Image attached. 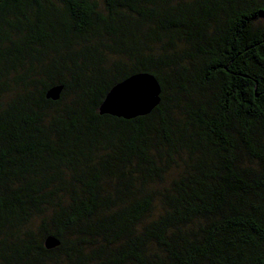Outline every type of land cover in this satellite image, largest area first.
I'll return each instance as SVG.
<instances>
[{
  "label": "trees",
  "instance_id": "1",
  "mask_svg": "<svg viewBox=\"0 0 264 264\" xmlns=\"http://www.w3.org/2000/svg\"><path fill=\"white\" fill-rule=\"evenodd\" d=\"M103 4L0 0V264H264V0Z\"/></svg>",
  "mask_w": 264,
  "mask_h": 264
},
{
  "label": "water",
  "instance_id": "2",
  "mask_svg": "<svg viewBox=\"0 0 264 264\" xmlns=\"http://www.w3.org/2000/svg\"><path fill=\"white\" fill-rule=\"evenodd\" d=\"M63 85H55L46 91V98L58 100ZM161 85L156 76L148 72L133 74L115 84L99 107L100 114L133 119L150 114L161 101ZM47 249L60 245L57 237L49 235L44 240Z\"/></svg>",
  "mask_w": 264,
  "mask_h": 264
},
{
  "label": "rangeland",
  "instance_id": "3",
  "mask_svg": "<svg viewBox=\"0 0 264 264\" xmlns=\"http://www.w3.org/2000/svg\"><path fill=\"white\" fill-rule=\"evenodd\" d=\"M97 2H98V5H99V8H102L103 7V0H96ZM13 95V94H12ZM8 96H7V94H4L3 95V97H2V100H3V103L4 102H7V98ZM5 104V103H4Z\"/></svg>",
  "mask_w": 264,
  "mask_h": 264
}]
</instances>
